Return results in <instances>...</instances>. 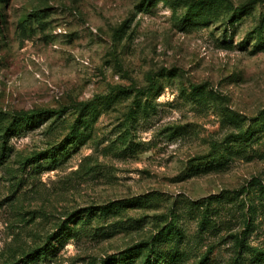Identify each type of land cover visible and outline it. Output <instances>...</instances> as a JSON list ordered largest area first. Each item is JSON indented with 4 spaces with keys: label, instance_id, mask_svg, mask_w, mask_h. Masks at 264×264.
I'll return each mask as SVG.
<instances>
[{
    "label": "rangeland",
    "instance_id": "rangeland-1",
    "mask_svg": "<svg viewBox=\"0 0 264 264\" xmlns=\"http://www.w3.org/2000/svg\"><path fill=\"white\" fill-rule=\"evenodd\" d=\"M195 6L0 0V264H264V0Z\"/></svg>",
    "mask_w": 264,
    "mask_h": 264
},
{
    "label": "trees",
    "instance_id": "trees-1",
    "mask_svg": "<svg viewBox=\"0 0 264 264\" xmlns=\"http://www.w3.org/2000/svg\"><path fill=\"white\" fill-rule=\"evenodd\" d=\"M189 3L195 4L197 7V10H201L203 7L205 8H209L210 5H212L213 3H215V1L217 0H187ZM188 9V8H187ZM194 12V7L192 9H188V11H186L185 15L189 16L190 14H193ZM17 128V125L15 124H11L10 126H8L7 131H15ZM1 151L4 152L5 151V147L2 145ZM159 246V243H155L154 240L151 241V243L146 244L145 246L149 247V254L154 255L156 253H159V249L156 247V245ZM149 259H146V262L148 264Z\"/></svg>",
    "mask_w": 264,
    "mask_h": 264
}]
</instances>
